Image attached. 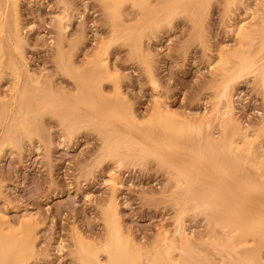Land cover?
<instances>
[{"label": "rangeland", "instance_id": "rangeland-1", "mask_svg": "<svg viewBox=\"0 0 264 264\" xmlns=\"http://www.w3.org/2000/svg\"><path fill=\"white\" fill-rule=\"evenodd\" d=\"M118 225L129 264H264V0H0V264Z\"/></svg>", "mask_w": 264, "mask_h": 264}, {"label": "bare ground", "instance_id": "bare-ground-1", "mask_svg": "<svg viewBox=\"0 0 264 264\" xmlns=\"http://www.w3.org/2000/svg\"><path fill=\"white\" fill-rule=\"evenodd\" d=\"M116 1V0H115ZM107 2V1H106ZM114 2V1H113ZM113 2H111V3H113ZM121 2V1H120ZM117 3H118V1H117ZM113 4H115V3H113ZM130 4H131V1H130ZM118 5V4H117ZM123 5V4H122ZM132 6V5H131ZM112 9H114L113 7H117L116 5H113V6H110ZM110 8V9H111ZM118 8V7H117ZM113 11V10H112ZM117 11V10H116ZM118 11H119V8H118ZM59 15V14H58ZM57 15V16H58ZM62 14H60L59 16H61ZM57 18H59V17H57ZM66 18V17H65ZM64 18V19H65ZM259 18H260V16H259ZM64 19H60V25L59 26H62V28H63V30H65L66 29V24H65V20ZM57 21H59V20H57ZM261 23V22H260ZM68 24V23H67ZM253 25H255V24H253ZM252 25V26H253ZM262 26H263V24H262ZM250 27V26H249ZM251 28V27H250ZM60 30H61V27H60ZM64 32V31H63ZM246 33V32H245ZM18 35V34H17ZM244 36V35H243ZM19 37V36H18ZM241 38V37H240ZM239 38V39H240ZM253 41V40H252ZM17 44V43H16ZM245 44H247V42L245 43ZM247 47H248V44H247ZM246 47V48H247ZM245 52V51H244ZM254 57V56H253ZM100 61V60H99ZM250 63V62H249ZM62 66V65H61ZM102 67H104V66H102ZM226 111V110H225ZM160 115V114H159ZM227 118H228V116H227ZM25 119V118H24ZM27 122V121H26ZM25 123V122H24ZM171 126V125H170ZM24 131V130H23ZM242 140V139H241ZM245 140V139H244ZM243 140V141H244ZM113 149V148H112ZM227 149V148H226ZM121 152V151H120ZM107 153V152H106ZM114 158V157H113ZM117 182V181H116ZM114 185H115V183H114ZM113 185V186H114ZM113 207V206H112ZM115 208V207H114ZM111 210H112V208H111ZM113 213H114V209H113ZM112 213V214H113ZM25 217V222L27 221V222H29L28 221V219H26V218H28V217H26V216H24ZM24 219V218H23ZM24 221V220H23ZM24 222V223H25ZM26 222V223H27ZM26 223L24 224V226L26 225ZM22 224V223H21ZM30 225V224H29ZM114 225H116V223L114 224ZM8 226H10V225H8ZM8 228H10V227H8ZM12 228V227H11ZM10 228V229H11ZM24 228H26V226L24 227ZM28 228H29V226H28ZM27 229V228H26ZM111 229V228H110ZM180 229V228H179ZM13 230V229H12ZM120 230H119V225L118 226H116L115 227V231H114V235H115V237H112V239L110 240L111 242H110V248H111V254H110V256H109V262L107 263V264H129V261H130V252H128V250L126 249V247L123 245V242H122V239H121V234H120V232H119ZM181 233V232H180ZM21 234H22V232H21ZM22 236V235H21ZM14 237V236H13ZM16 237H17V235H16ZM183 237V236H182ZM111 238V237H110ZM123 238V237H122ZM186 239V238H185ZM182 241V240H181ZM4 242V241H3ZM185 243H186V241H185ZM11 245V244H10ZM18 244H16V243H14L13 245H12V247H9V248H7V250H4L3 251V253H2V256L0 257V262L2 263V262H4L5 261V259H6V257H10L11 255H13L15 252H17V249H18V246H17ZM186 245V244H185ZM7 247V246H6ZM8 249H9V251H8ZM1 251V250H0ZM137 251V250H136ZM80 252V251H79ZM83 252V251H82ZM109 252V251H108ZM156 255L158 256V254L156 253ZM164 255V254H163ZM17 256V255H16ZM24 258V257H23ZM166 259V258H165ZM106 261H108V259L106 260ZM153 261V260H152ZM149 262V261H148ZM172 262V261H171ZM23 263V262H22ZM25 263V262H24ZM85 263V262H84ZM11 264H14L13 262H11ZM86 264H88V262L86 263ZM99 264H100V262H99ZM164 264V263H163ZM172 264V263H171Z\"/></svg>", "mask_w": 264, "mask_h": 264}]
</instances>
